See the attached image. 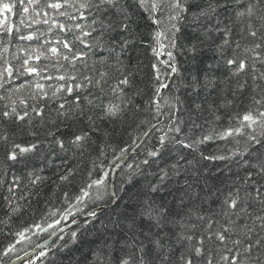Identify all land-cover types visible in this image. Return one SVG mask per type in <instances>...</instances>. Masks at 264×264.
<instances>
[{
	"label": "snow or ice",
	"instance_id": "obj_1",
	"mask_svg": "<svg viewBox=\"0 0 264 264\" xmlns=\"http://www.w3.org/2000/svg\"><path fill=\"white\" fill-rule=\"evenodd\" d=\"M18 3L23 13H28L31 8L35 16L43 14V23L49 25L48 31L55 26L62 35L41 42L45 33L17 31L13 36V27L4 26L0 31L3 52L7 53L17 39L36 41L39 47L28 48L31 54L26 57L17 56L20 64L15 70L7 65L0 71V92H7L14 76L39 77L46 70L45 79L63 81L54 87L50 96L43 91V85L37 83L36 88L41 90L40 97L45 100V105L39 107V98L30 96L36 101L31 106V113L41 118V125L48 117L45 108L55 111L56 118H64L59 123L57 119L50 121L56 127L55 131L48 130V136H56L61 124L71 129L75 121L86 122L88 129L82 133L70 132L71 138L67 142L57 136L53 144L61 150L66 149V143L74 146L81 156L87 152L91 161L89 149L93 148V140L90 133L98 130L97 121L115 123L120 120L123 123L127 113L135 123L140 113L154 107L152 118L156 122L141 121L148 127L131 142L126 141V146H120L112 165L107 170L101 168L95 179L90 175L93 168L87 165L59 175L60 184H72L77 175H82L85 182L77 190L79 194L71 196L68 191H62L58 209L48 212L42 222L33 221L31 226L15 235L24 239L25 233L34 227L46 237H56L62 241L56 248L58 257L61 250L71 251L70 242L75 244L85 235H91L96 241V246L91 249L95 257L91 264H264V0H43V3L27 0V4L25 0H18ZM16 7V3L0 0V13L10 14ZM45 9L52 10L54 15L49 16ZM140 9H144L148 19L156 25L154 43L163 46V38L171 49L167 52L168 67L180 81L175 85L176 91L179 92L182 85L186 95L196 97L190 103L186 104L179 95H172L164 99L167 110L162 111L156 96L169 85L161 82L145 106L140 107L133 104L120 87L131 85L127 75L111 85L107 73L97 71L96 66L107 64L109 58L117 64L122 63L118 53L113 55L117 47L114 41L123 36L122 49L130 42L135 44V40H129L133 35L130 25ZM58 17L64 20L61 22ZM20 23L25 24L23 17ZM32 23L40 21L33 20ZM185 39L187 44L181 42ZM205 48L212 50L216 57L214 62L206 64L200 76L191 72L184 75L176 66L177 55L191 63ZM25 50L24 47L17 49L18 52ZM41 56L52 63L42 67L31 63L33 59L39 61ZM94 56L98 59H92ZM257 64L262 66L261 70L257 69ZM246 68L251 74V85L247 80L239 79ZM222 69L227 70L225 79L218 75V70ZM233 77L237 79L231 95L240 106L246 105L245 111H237L229 118L227 126L218 130L216 122L221 117L217 111L221 105L214 106L208 93L215 88L219 95L224 89L218 85L227 87ZM69 81L74 83L70 85ZM88 88L97 89L95 96L101 101L104 95H119L121 102L129 107L124 109L111 103L105 107L103 103L94 104L89 100L91 107L86 111L81 107V97L73 93ZM18 90L13 85V92ZM201 95L204 96L202 100L199 99ZM68 96H72L71 101L67 100ZM3 99L15 104L11 94L0 95V100ZM234 101L226 100L223 106L227 108ZM20 103L24 104V101ZM52 103H56L55 109L50 108ZM5 109L0 113L3 117L20 121L28 117L31 122L27 105L23 114L14 106L7 110L8 105H5ZM2 139L7 141L8 138ZM218 141L227 143L221 148ZM104 144L110 146L107 139ZM206 144L208 146L203 147ZM212 145H215L214 151L210 150ZM15 147L20 148V145ZM35 149L37 144L33 143L30 148H20V151ZM95 150L101 153L98 146ZM137 157L136 163L128 162ZM6 160L18 162L15 149L7 152ZM202 162L219 163L209 167L208 163ZM91 163L95 166V161ZM121 164L129 170L123 176ZM117 168L120 169L116 172L119 182L112 184L109 177ZM225 172L228 175H224ZM4 175L0 169V177ZM213 176L215 181L211 179ZM133 177L142 179L134 181ZM19 179L13 175L4 185L5 190L13 193L19 188ZM0 184H4L3 179ZM93 189L94 196L90 192ZM89 197L92 206L84 212L82 208ZM5 199L8 201L6 206H10L14 197ZM19 211V207L12 208V213ZM77 211L89 222L81 221L77 225L81 231L72 229L64 239L65 229L61 224L70 217L75 223ZM3 223L7 224V220ZM42 224L47 226L42 227ZM14 251L15 244H8L3 256L8 257ZM42 255H46L43 250L37 258ZM66 258L62 257L59 264ZM28 264H33L31 259ZM52 264L57 261L53 260Z\"/></svg>",
	"mask_w": 264,
	"mask_h": 264
},
{
	"label": "trees",
	"instance_id": "obj_2",
	"mask_svg": "<svg viewBox=\"0 0 264 264\" xmlns=\"http://www.w3.org/2000/svg\"><path fill=\"white\" fill-rule=\"evenodd\" d=\"M4 2L16 3L17 7L10 14L0 13V31H3L4 26H12L13 36L16 35L17 31H38L39 33H45V35L41 36V42L44 39H53L62 35V33L59 32V29L55 26L52 28L51 32L48 31L49 25L43 23V14L37 17L32 12L31 8L28 13H23L18 0H4ZM41 3H43V0H41ZM25 4H27V0H25ZM36 7L37 11H39V6L37 5ZM45 10L48 11L49 16L54 15L52 10ZM22 17L25 20V24L20 23ZM57 19L61 22L64 20L63 17H58ZM33 20H39L40 23H32ZM133 21L134 22L130 25L133 35L129 37V40H135V44L133 45L130 42L127 48L122 49L120 44L124 37L118 36L116 41H114L117 47L113 55L118 53L122 63L117 64L114 59L109 58L107 64H98L96 66L97 71L106 72L108 82L111 85L117 84L118 79H122L123 75H127L132 82L131 85H121L120 87L124 88L128 97L132 100V103L139 105L140 107L145 106V103L148 101L149 97L154 95L155 88L161 82L169 85L168 89H161L160 93L156 96V99L160 101L162 111L167 110L166 105L163 102L164 99H167L172 95H179L186 104L190 103L191 100L196 99V97L190 94L186 95V90L182 85L180 91H176L175 85L180 83V81L176 79L175 73L172 75L171 69L168 67L170 61L167 52L171 49L167 47L166 41H164L163 38L161 39V44L163 46L154 43L153 30L156 28V25L148 19V13L145 12L144 9H140L133 16ZM237 24L238 26L243 27L239 22H237ZM25 25L30 26L25 27ZM141 40L144 42L141 43ZM181 42L185 44L188 43L186 39ZM148 45H152V47H148ZM18 47H24L26 50L18 52ZM38 47L39 44L36 41L26 42L19 41L18 39L12 42L7 53L3 52V47L0 46V71H3L7 65L13 66L15 70L20 64V60L16 57H26L31 54L27 51L28 48ZM105 55L107 54L105 53ZM174 55H176L175 52ZM92 59H98V57L94 56ZM215 59L216 57L212 50L205 48L196 60L191 63H189L184 56L177 55L176 65L184 75L191 72L200 76L205 69L206 64L213 63ZM88 62L91 64L92 61L89 60ZM31 63L42 67L46 64L50 65L52 62L41 56L39 61L33 59ZM153 65H155V67H153ZM157 69H159V72ZM257 69L261 70L262 66L257 64ZM54 70L55 69H52V71ZM47 74L48 72L46 70L45 73L39 77L14 76L13 84L8 86L7 92H0V95L6 97L11 94V100L15 101V104H12L8 99L0 100V113L5 111V105H8L7 110H10L11 107L14 106L18 112L23 114L25 105H27V110L32 117L31 122L29 123L28 117H25L24 121H20L18 118L8 119L0 115V169L5 173L3 177H0V179H3L4 181V184H0V261H3V264H12L17 257L24 256L26 253L34 250L37 245L42 244L50 238L46 237L45 233L39 232L34 227H32L31 231L25 233L24 239L15 235L17 231H23L25 227L31 226L33 221L37 223L42 222L48 212L58 209L62 203V200L59 199L62 191H68L71 196L79 194L77 190L80 185L85 182L82 175H77L72 184H60L59 175L65 174L68 169L76 171L83 169L85 165H87L88 168H93V172L90 173V175L92 179H95L101 168L107 170V167L112 165V161L119 154L120 146H126V141L131 142L137 136H140L148 127L147 124L141 123V121L147 120L152 123L156 122L152 118L155 113L154 107L140 113L135 123L129 119V114L127 113L123 116V123L120 120H116L115 123H110L108 120L102 122L97 121L98 130L90 133L93 140V148L89 149V152H91V161H95L94 166L91 161H89L87 152L81 156L74 146H68L66 143V149L61 150L58 145L52 143L57 136L65 139L67 142V140L71 138L70 132L82 133L86 131L88 129L86 122H72L71 129L66 128L61 124L60 131L56 132V136H48L46 135L48 130L51 129L55 131L56 127V125L50 121L52 119H57V123H59L60 120L64 118H56L55 111H49L48 108H45L48 117L44 120L43 125H41V118L37 117L35 113H31V106L35 104L36 101L30 99V96L35 95L39 98V107L44 108L45 105V100L40 97L41 90L36 88L37 83L43 85V91L47 92L49 96L55 86L63 83V81L45 79L44 75ZM89 74L95 73L90 72ZM77 75L79 76L80 74L77 73ZM218 75L221 79H225L227 76V70H218ZM157 76H159V80H157ZM236 79L237 77H233L227 87H225L224 84L218 85V87L224 89L219 95L215 88L208 93L209 100L215 102L214 106L215 104L221 105L217 111V114L221 117V119L216 122L218 130L222 127H226L229 118L237 111L241 113L245 111L246 105L240 106L238 101H234V98L231 95V90L235 88ZM239 79L241 81L247 80L250 85L252 84L251 74H248L247 68L245 69V72L240 73ZM72 83L74 82L69 81L70 85ZM13 85L19 90L13 92ZM21 85H23V87H21ZM96 92L97 89L88 88L86 91H74L73 95L78 94L81 97V107L86 111L91 107L88 103L89 100L94 104L103 103L105 107H107L109 103L124 109L129 107L127 103L121 102L119 95H104L103 101H101L96 99ZM89 93H93V95H89ZM84 97H88V99L85 100ZM203 98V95L199 97L201 100ZM21 100L24 101V104L20 103ZM67 100L71 101L72 96H68ZM226 100L234 102L228 104L227 108H225L223 105ZM67 107L68 105L66 104V108ZM50 108L55 109L56 103H52ZM73 111H75V109H73ZM97 111L99 110L97 109ZM205 115H207V113H205ZM160 119L163 120V116H161ZM33 133L36 134L33 135ZM159 134L160 133H156V135ZM5 136L8 138L7 141L2 139ZM105 139L109 141L110 146H105ZM33 143L37 144V149L29 152L20 151V148H30ZM218 143L220 147L223 148L227 142L218 141ZM16 145H20V148H16ZM97 146L102 154L95 150ZM207 146L208 145L206 144L203 147ZM113 148H116L115 152H113ZM12 149H15L18 153V162L6 160L7 152ZM210 150L214 151L215 145H212ZM138 159L139 157H137L136 160L130 159L128 162L134 164ZM202 163H208L209 167H213L215 163L219 162ZM128 171L129 170L124 167V172L121 173V176ZM13 175L20 178L19 188H16L13 193H8L5 190L4 185L12 179ZM224 175H228V173L225 172ZM109 179L112 181V174ZM138 179H142V177H133L134 181ZM211 179L212 181H215L214 176L211 177ZM33 181H35V183H33ZM118 182V177H116L115 184ZM90 192L92 193V196L95 195L94 189L90 190ZM9 196L14 197V200L10 206H6L8 205V201L5 198ZM72 202L75 203V200L73 199ZM54 205L55 207H53ZM91 206L92 199L89 197L86 206H84L82 210L87 212L88 208ZM14 207H19L20 211L18 213H12V208ZM74 211L76 210L74 209ZM9 216H11L10 219ZM83 216L85 215H81L80 212L77 211L75 220L80 219ZM5 220H7V224L3 223ZM72 220L73 218L70 217L68 221L62 222L61 226L64 227L73 223ZM82 221L85 223L89 222L87 218ZM80 223L81 221L72 228L78 233L81 231V229L77 227ZM46 226V224H42V227ZM69 231L70 230L64 233V239L68 238ZM61 243V240H56L54 245L52 244L50 245L51 247L49 246L44 250L46 255L39 256V258L35 256L31 259L33 264H52L53 260H56L57 264H59L62 257H68L63 260V264H76L77 261L79 264H91V260L95 258L91 253V249L96 246V241L91 235H85L78 243L72 244L70 242L68 247L71 251L66 252L61 250V256L58 257L55 255L56 248ZM8 244H15V251L9 253L8 257H5L3 256V251ZM23 264H28V261Z\"/></svg>",
	"mask_w": 264,
	"mask_h": 264
},
{
	"label": "water",
	"instance_id": "obj_3",
	"mask_svg": "<svg viewBox=\"0 0 264 264\" xmlns=\"http://www.w3.org/2000/svg\"><path fill=\"white\" fill-rule=\"evenodd\" d=\"M176 66H177V65H176ZM172 75H173V73H172ZM172 75H171V76H172ZM121 167H124V165L121 164ZM119 171H120V169L117 168V169H115V171L112 173V181H111L112 184H115L116 177H117L116 172H119ZM86 218H87V217L84 216V217H82V218L76 220L75 223H71V224L65 226V227H64L65 232H67L68 230L72 229V228H73L78 222H80V221H82V220H84V219H86ZM65 232H64V233H65ZM54 240H55V241L57 240L56 237H50V238L47 239L45 242H43L42 244H40L39 247H36L34 250H32V251H30L29 253H27V255H24V256L20 257V259H16L15 261H13L12 264H23V263L29 261V259H32V258H34L35 256H37V254L40 253L41 250H45V249H47L50 245H52Z\"/></svg>",
	"mask_w": 264,
	"mask_h": 264
},
{
	"label": "bare ground",
	"instance_id": "obj_4",
	"mask_svg": "<svg viewBox=\"0 0 264 264\" xmlns=\"http://www.w3.org/2000/svg\"><path fill=\"white\" fill-rule=\"evenodd\" d=\"M83 217H84V216H83ZM87 219H88V218H87ZM76 220H78V219H76ZM76 220H75V221H76ZM78 223H79V222H78ZM78 223H77V224H78ZM70 230H71V229H70ZM45 250H46V249H45ZM43 251H44V250H43Z\"/></svg>",
	"mask_w": 264,
	"mask_h": 264
}]
</instances>
